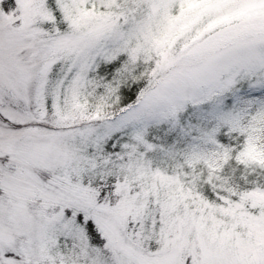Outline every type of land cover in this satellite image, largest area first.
I'll return each mask as SVG.
<instances>
[{
    "label": "snow or ice",
    "instance_id": "1",
    "mask_svg": "<svg viewBox=\"0 0 264 264\" xmlns=\"http://www.w3.org/2000/svg\"><path fill=\"white\" fill-rule=\"evenodd\" d=\"M0 264H264V0H0Z\"/></svg>",
    "mask_w": 264,
    "mask_h": 264
}]
</instances>
